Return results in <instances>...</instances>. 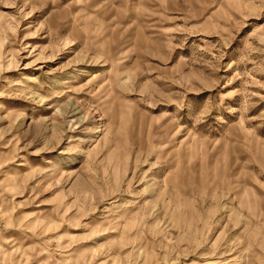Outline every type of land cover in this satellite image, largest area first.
<instances>
[{"label":"rangeland","instance_id":"rangeland-1","mask_svg":"<svg viewBox=\"0 0 264 264\" xmlns=\"http://www.w3.org/2000/svg\"><path fill=\"white\" fill-rule=\"evenodd\" d=\"M0 264H264V0H0Z\"/></svg>","mask_w":264,"mask_h":264}]
</instances>
